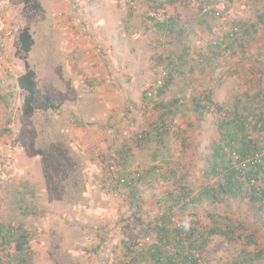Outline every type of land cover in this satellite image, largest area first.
Segmentation results:
<instances>
[{
	"label": "rangeland",
	"instance_id": "1",
	"mask_svg": "<svg viewBox=\"0 0 264 264\" xmlns=\"http://www.w3.org/2000/svg\"><path fill=\"white\" fill-rule=\"evenodd\" d=\"M206 2L0 0L10 31L0 33V264H153L135 253L157 242L149 225L164 214L165 200L181 186L197 197L217 184L221 177L207 172L223 116L211 107L198 119L193 100L209 94L224 107H264V27L232 36L236 26L264 13V0ZM216 2L224 11L203 14ZM168 20L172 33L158 27ZM24 28L33 39L27 63L37 92L30 115L27 93L14 87L24 72L16 56ZM230 42L234 54L224 49ZM182 52L187 63L158 96L168 62L180 65ZM175 100L180 107L165 115L171 120L165 143L155 144L148 140L162 113L155 105L173 110ZM250 135L264 144V129ZM50 149L65 160L47 171L49 186L38 154ZM157 166L163 171L145 172ZM134 174L144 179L132 188L126 179ZM121 178L125 185L113 188ZM222 198L211 204L198 197L174 219L209 227L208 216L218 215L220 228L231 229L233 240L212 235L196 252V264H264L263 253L254 255L264 249V201L250 203L240 191ZM9 230L25 242L2 239Z\"/></svg>",
	"mask_w": 264,
	"mask_h": 264
},
{
	"label": "trees",
	"instance_id": "2",
	"mask_svg": "<svg viewBox=\"0 0 264 264\" xmlns=\"http://www.w3.org/2000/svg\"><path fill=\"white\" fill-rule=\"evenodd\" d=\"M196 1L201 2V4H207L208 2H206V0ZM208 5L209 6L204 7L210 8L209 11L214 13L216 3ZM169 22L170 24L172 23L171 20H168L164 24H159L158 27L160 30L165 29L169 33H172V29L168 26ZM259 27H264L263 12L258 14L250 25L240 24V26H236L233 29L234 32L232 36L237 33V30L249 36L250 34L256 33ZM228 38L229 37H227V39ZM232 40L235 42L236 40H240V38L237 39L236 37ZM220 42L223 43L222 40ZM233 42H230L224 47L226 50H231V54H234V51H232ZM32 45L33 39L28 28L22 29L18 34L16 56L23 61L24 72L15 79L14 87L27 93L23 103L24 113L26 115H30L34 111L32 104L37 93L35 86V73L30 69L27 63V54L31 51ZM217 46L219 47V45ZM184 55L185 52H182V54L177 56L178 60L181 62L180 65H175L173 61L168 62V71L165 73V82L158 89V96L161 95L165 89L170 87L175 73L182 72L179 71L178 68L181 69V66L187 63L186 56ZM200 58L208 61L205 57ZM46 100H49V98ZM155 106H157V108L155 107L156 109L161 108L162 113L159 115L158 121L151 122V130L148 132V140H154L155 144L164 145L165 137L168 133L171 122L170 118H165V115L174 113V110L179 109L180 105L178 100H175L171 105V107L173 106V110H170L162 104H156ZM192 106V111L198 116V119H201L203 113L211 107L217 112H221V116H223L217 124L220 139L214 143L211 153L212 161L210 162L209 172H207V175L213 177L220 176L221 178L217 180L216 185L209 184L205 186L197 197H191L193 190L190 189L189 186H181L179 192L171 194V200H165L168 207L165 208L164 214L155 223L149 225V231L154 233L157 242L147 248L145 252L141 251L140 253H135V257L144 258L147 256L148 260L153 264H196V254H199L196 252H200L204 244L212 235L223 236L229 241L233 240V237L230 236L232 233L230 232L231 229L228 228L229 230H222L218 225V215L208 216L212 221V226L209 227L200 224L196 219L188 218L190 227L187 230L181 227L178 220H174L180 213H182V211L187 210L189 207L197 203L199 201L198 197L209 199L211 204H218L223 203L224 198H222V196L227 195L231 197L240 191L243 195H249L250 203L264 201V155L259 156V154L264 151V144H259L257 140L250 135L252 131H262L264 129V107L254 108L247 105L239 106L237 102L233 104V107L231 108L228 106L224 107L214 102L209 94H205L203 98H195ZM255 112L258 117L249 122V118H251ZM248 128H250V133L248 132ZM145 139L146 136L142 135L136 141L140 144ZM38 155L41 157L42 161L46 163L44 176L47 178L46 183L50 186L53 180L50 178L47 171L51 168L52 172L58 171V166H61V163L65 160L64 155L59 153L58 156H55V149H50V151L41 150ZM123 155L124 154L122 153V156ZM122 156L119 155L120 159L125 164L127 161L126 159L124 160ZM233 157H236L235 165H233L231 161ZM165 160L167 164L173 163L171 157H168V159L166 158ZM207 160L208 159H206V161ZM245 161L246 163H244ZM153 169L161 170L160 167L157 166L145 172L149 174L150 172H154ZM168 175L173 176L175 175V172L169 170ZM164 177L168 179L167 176L164 175ZM143 179L144 177L142 175L134 174L133 177L131 176L126 180H128L127 182L129 183V186L133 188ZM120 184L121 183L118 180L114 187H120ZM135 194L136 191L134 190L132 194L133 197L136 196ZM176 212L178 213L174 214ZM8 234L9 236L7 237L2 236V239L6 240V238L13 237L14 239H18V242H25L26 237L24 235L15 236L17 232L15 234L13 230H9ZM169 246H172V252L168 251ZM127 252L133 253L135 251H132V248L127 245ZM261 253L264 254L263 248L255 252L254 255L255 257H260ZM134 260L135 258L130 260V262H134Z\"/></svg>",
	"mask_w": 264,
	"mask_h": 264
},
{
	"label": "built area",
	"instance_id": "3",
	"mask_svg": "<svg viewBox=\"0 0 264 264\" xmlns=\"http://www.w3.org/2000/svg\"><path fill=\"white\" fill-rule=\"evenodd\" d=\"M204 12L203 14H212L213 12H210V8L208 7H204L203 8ZM225 9V6H224V3H220V2H216V5H215V10H214V15H219V13H221L222 11H224ZM0 14H1V9H0ZM0 33H2V35H9L10 34V31L7 29V27L5 26V23L3 22L2 18H1V15H0ZM160 170L157 169L156 172H159ZM120 181V185H124L125 184V179H119ZM115 184L112 186L113 188Z\"/></svg>",
	"mask_w": 264,
	"mask_h": 264
},
{
	"label": "clouds",
	"instance_id": "4",
	"mask_svg": "<svg viewBox=\"0 0 264 264\" xmlns=\"http://www.w3.org/2000/svg\"><path fill=\"white\" fill-rule=\"evenodd\" d=\"M181 227H183L185 230H187L190 227V222L188 219H185L183 223L181 224Z\"/></svg>",
	"mask_w": 264,
	"mask_h": 264
}]
</instances>
